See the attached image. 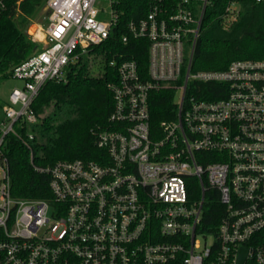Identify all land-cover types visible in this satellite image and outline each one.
Listing matches in <instances>:
<instances>
[{"label": "built area", "instance_id": "2783aa9c", "mask_svg": "<svg viewBox=\"0 0 264 264\" xmlns=\"http://www.w3.org/2000/svg\"><path fill=\"white\" fill-rule=\"evenodd\" d=\"M8 0H0V15ZM121 0H46L31 37L39 50L12 70L23 81L0 121V154L16 124L38 122L32 104L48 82L67 80L119 27ZM263 3L264 0H256ZM213 0H147L123 43H149L145 76L133 60L112 62L114 107L95 160L35 169L50 176L49 199L12 195L0 165V264H264V60L191 73ZM228 4L224 26L240 14ZM186 66V72L184 68ZM185 72V73H184ZM192 82L224 84L221 97L189 93ZM173 91L169 119L155 125L154 92Z\"/></svg>", "mask_w": 264, "mask_h": 264}, {"label": "trees", "instance_id": "16d2710c", "mask_svg": "<svg viewBox=\"0 0 264 264\" xmlns=\"http://www.w3.org/2000/svg\"><path fill=\"white\" fill-rule=\"evenodd\" d=\"M46 0H8L7 9L0 15V84L12 77L17 65L35 54L40 45L23 30ZM124 12L119 27L104 43L93 48L100 58L99 74L79 62L68 69L67 80L48 82L32 104L38 122L16 131L28 139L34 135L30 148L15 135L6 136L1 148L0 165L6 159L11 177V193L21 199H49L50 176L35 168H48L59 161L95 160L100 152L96 146L99 133L109 126L113 111V95L108 84L116 79L112 62L133 60L139 71L148 75L149 43L145 39H129L123 43L126 26L131 19L147 13V0H121ZM237 1L240 14L237 21L225 27L226 7ZM237 60H264V2L256 0H213L207 8L200 37L191 66V73L225 71ZM186 72V66L184 68ZM184 72V73H185ZM224 84L192 82L189 93L199 97L220 98ZM173 91L154 92L151 98L152 121L158 125L169 119ZM1 133V131H0Z\"/></svg>", "mask_w": 264, "mask_h": 264}, {"label": "rangeland", "instance_id": "374dc122", "mask_svg": "<svg viewBox=\"0 0 264 264\" xmlns=\"http://www.w3.org/2000/svg\"><path fill=\"white\" fill-rule=\"evenodd\" d=\"M45 15L44 5L40 6L36 13L33 15L31 19L24 25L23 30L27 33L29 37H32L37 27L42 24L43 18ZM233 25V24H230ZM230 25L226 26L229 27ZM81 65H87L91 68L93 74H99L101 69L100 58L97 53H90L85 56L82 61ZM24 87V83L21 80L15 78H9L4 80L0 84V121L4 119V111L3 107L9 104L10 101V94L13 89L19 88L22 89Z\"/></svg>", "mask_w": 264, "mask_h": 264}, {"label": "water", "instance_id": "95a60500", "mask_svg": "<svg viewBox=\"0 0 264 264\" xmlns=\"http://www.w3.org/2000/svg\"><path fill=\"white\" fill-rule=\"evenodd\" d=\"M246 254H247V250L245 248H242L241 252H240V257H239L238 264H243L244 263L245 258H246Z\"/></svg>", "mask_w": 264, "mask_h": 264}]
</instances>
